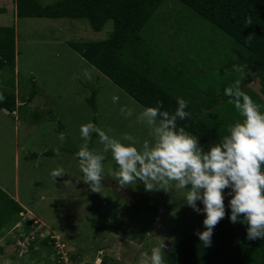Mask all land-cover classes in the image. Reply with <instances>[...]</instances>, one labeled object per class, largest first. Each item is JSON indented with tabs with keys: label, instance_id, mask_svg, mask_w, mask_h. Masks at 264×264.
<instances>
[{
	"label": "rangeland",
	"instance_id": "rangeland-1",
	"mask_svg": "<svg viewBox=\"0 0 264 264\" xmlns=\"http://www.w3.org/2000/svg\"><path fill=\"white\" fill-rule=\"evenodd\" d=\"M38 1L49 5L58 0ZM13 5L14 0H0L5 9L0 26L14 27L16 54L15 67L0 71V93L14 94L22 104L16 113L0 110V189L17 199L25 212L14 215L0 231V264L5 259L14 264H100L104 258L106 264H135L138 247L148 250L161 238L166 254L175 240L203 223L204 214L186 205L183 191L148 192L142 183L121 188L107 175L115 167L109 154L104 188L92 192L80 181L83 174L71 153L83 143L80 125L87 122L111 129L115 136L128 133L141 143L150 139L148 127L137 122L143 107L66 44L104 40L112 23L94 32L82 19H18ZM156 15L143 33H153L155 20L167 19L162 37H147L167 59L172 75L197 79L200 88L223 93L245 74L221 68L231 59L232 39L185 5L167 1ZM84 70L91 73V80ZM247 85L258 91L257 79ZM91 89L97 92L95 111L86 101ZM113 95L119 97L118 103H113ZM125 105L134 109L127 119L119 111ZM61 132L66 134L64 142L58 139ZM57 147L60 156L53 151ZM89 147L102 148L95 133ZM57 166L66 174L54 181L50 172ZM126 192L137 197L126 202L122 197ZM229 199L226 190L225 202ZM44 239L54 240V246L49 241L44 245Z\"/></svg>",
	"mask_w": 264,
	"mask_h": 264
},
{
	"label": "trees",
	"instance_id": "trees-1",
	"mask_svg": "<svg viewBox=\"0 0 264 264\" xmlns=\"http://www.w3.org/2000/svg\"><path fill=\"white\" fill-rule=\"evenodd\" d=\"M167 1L180 2L232 39L231 59L221 68L234 72L233 64L242 66L240 73L245 71V74L239 79L241 88L259 103L261 97L264 98V0H58L49 5H42L38 0H14V5L18 19H82L94 32L101 31L110 21L112 30L106 39L96 42L69 41L67 46L143 108L156 106L159 100L163 103L162 110L174 112L177 97L188 101L185 110L191 116L178 120V126H185L206 147L208 142H217L226 134L227 125L233 123L238 114L228 103L229 97L224 92L218 93L210 87L200 88L199 80L192 79L193 83L169 72L167 59L160 55L156 44L147 37H162L167 19L161 23L155 20L153 33H143ZM4 12L5 9L0 8V14ZM249 16L253 24L246 27L245 20ZM250 33L255 36L248 44L245 40ZM15 55L14 27L0 26V71L6 66L15 67ZM180 64L177 62L176 65ZM251 78L258 80V91L248 87ZM96 95V90L91 89L86 100L93 111L96 110ZM4 97L0 101V110L11 114L19 109L14 94ZM260 105L264 111V103ZM46 154L50 155V152ZM227 205L228 202H225L226 216L213 232L210 247H205L195 235L198 230H204L202 223L191 234L172 243L165 254L166 264H218L237 237L231 253L221 264H264V238L248 240L247 225L231 223V210ZM24 212L0 189V231L13 220L14 215ZM48 241L44 239L43 244ZM49 242L53 247L54 240ZM70 259L73 261V256ZM100 264H106V259Z\"/></svg>",
	"mask_w": 264,
	"mask_h": 264
},
{
	"label": "clouds",
	"instance_id": "clouds-1",
	"mask_svg": "<svg viewBox=\"0 0 264 264\" xmlns=\"http://www.w3.org/2000/svg\"><path fill=\"white\" fill-rule=\"evenodd\" d=\"M252 24L251 16L247 17L245 26ZM254 36L250 33L245 42L250 44ZM232 70L240 73L243 67L233 64ZM84 76L92 79L88 70H84ZM224 95L229 97L228 103L233 105L238 118L227 125L225 135L217 142H208L206 147L185 126H178V120L191 116L185 110L188 101L182 97L176 98L174 112L162 110L163 103L159 100L156 106L143 108L137 122L148 127L150 139L142 143L128 133L115 136L111 129L105 131L92 122L81 124L83 143L75 153L83 174L80 181L92 192L101 193L106 175L104 162L110 154L115 167L110 168L107 175L119 187L142 183L148 192L182 190L186 205L204 214V230H198L195 235L205 247L211 246L214 228L226 216L227 190L231 223L246 224L248 240L264 238V111L242 90L239 79L224 88ZM4 99L0 93V101ZM112 101L118 103L119 97L113 95ZM119 111L125 119L134 113V109L126 105ZM93 133L102 145L99 151L89 147ZM58 139L64 142L66 134L61 132ZM53 151L56 156L61 155L59 147ZM65 174L60 166L50 172L54 181ZM198 201L203 208L198 206ZM166 247L164 238L148 250L138 247L135 264H166ZM3 264H14V261L5 259Z\"/></svg>",
	"mask_w": 264,
	"mask_h": 264
},
{
	"label": "water",
	"instance_id": "water-1",
	"mask_svg": "<svg viewBox=\"0 0 264 264\" xmlns=\"http://www.w3.org/2000/svg\"><path fill=\"white\" fill-rule=\"evenodd\" d=\"M122 197L126 200V202H132L137 197V194H131V193L126 192L125 194L122 195ZM217 227H218V225L214 228V231L217 229ZM237 239H238V237L233 242V244H232L231 248L229 249V251L227 252V254L223 257V259L218 264H221L222 261H224L229 256V254L231 253L233 246L235 245V242L237 241Z\"/></svg>",
	"mask_w": 264,
	"mask_h": 264
},
{
	"label": "crops",
	"instance_id": "crops-1",
	"mask_svg": "<svg viewBox=\"0 0 264 264\" xmlns=\"http://www.w3.org/2000/svg\"><path fill=\"white\" fill-rule=\"evenodd\" d=\"M13 12H14V15H15V5H13ZM16 17V16H15ZM16 101H17V106H21V102H19V100H17V98H16ZM17 112V110L15 111V112H13V113H16ZM12 114V113H11ZM15 200V199H14ZM18 204H19V202L17 201V199L15 200ZM20 205V204H19ZM21 206V205H20ZM22 207V206H21Z\"/></svg>",
	"mask_w": 264,
	"mask_h": 264
}]
</instances>
